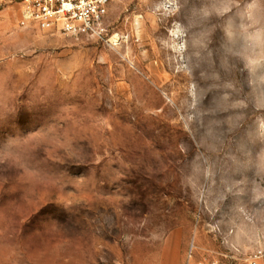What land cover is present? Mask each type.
Wrapping results in <instances>:
<instances>
[{
	"label": "rangeland",
	"instance_id": "obj_1",
	"mask_svg": "<svg viewBox=\"0 0 264 264\" xmlns=\"http://www.w3.org/2000/svg\"><path fill=\"white\" fill-rule=\"evenodd\" d=\"M21 8L0 0V264L264 249V0H111L80 36Z\"/></svg>",
	"mask_w": 264,
	"mask_h": 264
},
{
	"label": "built area",
	"instance_id": "obj_2",
	"mask_svg": "<svg viewBox=\"0 0 264 264\" xmlns=\"http://www.w3.org/2000/svg\"><path fill=\"white\" fill-rule=\"evenodd\" d=\"M111 0H22L21 25H35L42 30L60 31L67 35H101ZM192 243L186 264H228L219 256L197 257ZM264 249L249 254L248 264H261Z\"/></svg>",
	"mask_w": 264,
	"mask_h": 264
}]
</instances>
